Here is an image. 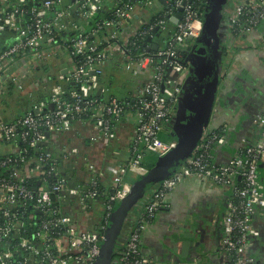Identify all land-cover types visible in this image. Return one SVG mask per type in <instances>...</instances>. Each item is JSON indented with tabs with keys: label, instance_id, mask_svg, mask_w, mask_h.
<instances>
[{
	"label": "built area",
	"instance_id": "built-area-1",
	"mask_svg": "<svg viewBox=\"0 0 264 264\" xmlns=\"http://www.w3.org/2000/svg\"><path fill=\"white\" fill-rule=\"evenodd\" d=\"M106 1L0 0V84L4 77L23 88L19 66L24 69L29 62L35 70L55 45L63 46L74 63L59 72L47 100L32 94L26 112L11 119L0 113V264H95L116 204L131 190L132 182L125 174H145L150 168L144 161L146 151L163 155L177 144V140L161 136L180 88L166 84V71L186 69L178 48L201 33L203 0H115L108 15L103 14ZM157 2L162 4L157 15L149 20L138 17L136 24L131 23L135 7H151ZM179 11L182 16L176 28L167 34L164 44L152 48L148 36L154 40L166 31L169 17ZM263 18L264 0H242L229 16L231 26L243 31ZM128 20L127 40L118 44L128 68L133 75L147 68L151 72L136 94L120 97L106 93L102 76L111 55L106 42L118 38L115 27ZM32 56L31 62L27 58ZM130 109L137 114L133 155L110 169L111 182L105 193L101 183L108 171L96 162H88L87 179L62 168V158L78 154L79 148L66 146L57 153L48 141L51 133L83 118L111 137ZM256 122V138L248 139L224 163L216 162L212 152L223 133L207 127L188 158L142 199L141 212L126 227L125 243L112 264H154L143 252V232L157 210L166 205L169 192L191 175L231 187L224 214L222 249L226 256L222 264H252L248 247L260 234L253 214L257 206L264 207V181L259 172L264 160V111ZM99 197L104 199L105 212L96 227L86 226L83 216Z\"/></svg>",
	"mask_w": 264,
	"mask_h": 264
},
{
	"label": "crops",
	"instance_id": "crops-1",
	"mask_svg": "<svg viewBox=\"0 0 264 264\" xmlns=\"http://www.w3.org/2000/svg\"><path fill=\"white\" fill-rule=\"evenodd\" d=\"M114 3L115 0L104 2L103 14L108 15ZM232 3L225 8L220 28V85L213 116L208 124L209 128L221 130L223 133L221 140L212 147L214 160L218 163L228 162L248 139L256 138L259 130L256 117L264 111V18L248 31L232 27L229 16L234 11L236 2ZM161 10L160 2L151 7L137 6L131 23L136 24L138 17L152 19ZM129 25L128 20L125 25L116 26L118 38L106 42L111 55L104 64L102 83L107 87L106 93L120 97L136 94L138 85L147 80L151 72L147 68L133 75L128 68L126 56L118 44L121 43L120 40H127ZM167 26L166 31L154 37L155 43H165L167 34L176 28V21L169 17ZM104 38L108 39V36L104 35ZM188 41L179 47L187 46ZM27 59L31 62L34 60L33 56ZM73 64L69 52L63 46L55 45L50 55L39 61L35 70L29 62H25L27 66L24 69L19 66L18 71L24 87H18L7 78L1 79L0 97L3 96L6 101L0 113L11 119L26 112L30 107L32 94L35 98L47 100L50 87L57 80L59 72L67 71ZM166 72V84L180 88L174 102L173 115L164 125L161 136L177 140L184 129L187 114L195 106L198 87L193 71L188 66L183 72H173L169 68ZM136 127L137 114L130 109L118 122L111 137H106L93 121L79 118L63 131L51 133L48 141L57 153L66 146H78V154L62 158V168L81 179H87L90 175L89 161H94L97 167L106 169L108 172L101 183L105 193L111 182L109 171L115 170L133 155ZM171 128L178 137L175 133L167 134ZM155 156L157 155L154 152L146 151L144 161L150 165ZM259 172L264 181V160L260 163ZM133 176L140 175L134 172L125 174L131 182L134 181ZM148 193L150 196L152 189ZM231 193V187L218 184L209 178L193 175L184 178L169 192L166 205L157 210L144 230L143 252L154 259V264H222L226 256L222 249L225 235L224 214ZM143 203V200L138 203L127 227L135 222ZM104 212V199L96 198L92 201L90 212L83 216L84 224L96 227ZM253 222L260 229V234L252 238L248 253L254 258L252 264H264V207L257 206ZM126 236L125 231L119 245H124Z\"/></svg>",
	"mask_w": 264,
	"mask_h": 264
},
{
	"label": "water",
	"instance_id": "water-1",
	"mask_svg": "<svg viewBox=\"0 0 264 264\" xmlns=\"http://www.w3.org/2000/svg\"><path fill=\"white\" fill-rule=\"evenodd\" d=\"M227 3L228 0H207L202 14L201 33L191 38L187 46L178 48L185 64L193 71L196 79L198 91L195 106L185 118L184 129L177 139L176 146L167 153L159 155L148 172L133 181L130 192L119 200L102 239L101 250L95 264H112L114 251L119 244V235L132 207L140 202L157 182L168 176L188 158L208 127L220 85L222 54L220 28ZM182 9L183 6L180 7V10ZM181 16L182 13L179 11L171 16V19L177 21ZM157 28L158 26L154 30L157 31ZM148 41H153L152 48L159 47L152 35L148 36ZM197 58H200V61Z\"/></svg>",
	"mask_w": 264,
	"mask_h": 264
},
{
	"label": "rangeland",
	"instance_id": "rangeland-1",
	"mask_svg": "<svg viewBox=\"0 0 264 264\" xmlns=\"http://www.w3.org/2000/svg\"><path fill=\"white\" fill-rule=\"evenodd\" d=\"M238 1L240 2V1H242V0H228V4L227 5H230V3L231 2H233V3H235L234 4V7H236L237 6V4H238ZM232 3V4H233ZM227 5H226V7H227ZM225 9V8H224ZM159 36V35H158ZM160 37H158V39H159ZM40 79V78H39ZM38 79V80H39ZM20 91V90H19ZM7 97H9V95H7ZM4 97L2 96V97H0V110H3V108H4V106H5V99H3ZM168 131V130H167ZM162 133V132H161ZM172 134V135H174V133H175V135H176V132L173 130V128H171V129H169V132H167V134L169 135V134ZM177 137H178V135H176ZM163 137V136H162ZM164 138V137H163ZM166 139V138H165ZM178 139V138H177ZM156 154V153H155ZM157 155V154H156ZM159 157V155H157V156H155V160H157V158ZM139 176H133L132 177V179L135 181L137 178H138ZM138 203L139 202H137L133 207H132V209L130 210V212H129V214H128V216H127V218H126V221H125V224H124V227H123V229H122V232H121V234L119 235V238H118V243L120 244V242H121V240L123 239V236L125 235V229H126V227L128 226V224H129V220L131 219V216L134 214V212H135V210H136V207H137V205H138Z\"/></svg>",
	"mask_w": 264,
	"mask_h": 264
},
{
	"label": "trees",
	"instance_id": "trees-1",
	"mask_svg": "<svg viewBox=\"0 0 264 264\" xmlns=\"http://www.w3.org/2000/svg\"><path fill=\"white\" fill-rule=\"evenodd\" d=\"M205 5H206V0H203V1L201 2V7L204 8ZM155 161H156V160H154L149 166L151 167V166L155 163ZM118 203H119V201L117 202V204H118ZM117 204H116V205H117ZM142 206H143V205H142ZM121 248H122V246L118 244V245L116 246L115 251H114V255L117 254V253H118V250L121 249Z\"/></svg>",
	"mask_w": 264,
	"mask_h": 264
},
{
	"label": "flooded vegetation",
	"instance_id": "flooded-vegetation-1",
	"mask_svg": "<svg viewBox=\"0 0 264 264\" xmlns=\"http://www.w3.org/2000/svg\"><path fill=\"white\" fill-rule=\"evenodd\" d=\"M200 61V58H197Z\"/></svg>",
	"mask_w": 264,
	"mask_h": 264
}]
</instances>
